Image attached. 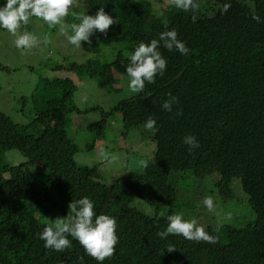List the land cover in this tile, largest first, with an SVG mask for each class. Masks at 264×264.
Returning a JSON list of instances; mask_svg holds the SVG:
<instances>
[{
	"label": "trees",
	"instance_id": "1",
	"mask_svg": "<svg viewBox=\"0 0 264 264\" xmlns=\"http://www.w3.org/2000/svg\"><path fill=\"white\" fill-rule=\"evenodd\" d=\"M197 2L195 13L170 6L159 17L153 15L148 0L79 3L93 15L104 7L119 22L102 36L108 43L123 44L129 54L141 42L150 43L173 29L190 50L181 55L160 42L158 50L167 61L164 75L113 107L121 112L125 131L144 126L150 116L156 120L153 155L147 167L132 177L137 196L160 209L176 200L172 173L190 172L197 178L215 173V188L228 201L231 182L237 178L255 215L253 224L207 228L210 235L218 236L215 244L178 235L161 239L157 233L166 230L171 213L146 215L99 181L96 166L76 165L78 147L65 128L67 115L79 112L73 103L76 85L68 78L56 79L49 83L58 85L60 94L43 102L31 125L15 124L0 112V264H81L80 257L83 264H98L70 236V247L56 252L46 249L37 235L51 225L36 219L35 212L48 204L71 216L68 204L84 197L94 203L97 215H109L117 222L119 242L112 258L102 264H264V0ZM5 3L0 0V7ZM225 4L230 7L222 13ZM253 14L262 22L253 20ZM129 57L118 54L108 64L88 60L65 68L112 88L114 74L128 77ZM169 94L178 98L171 112L162 108ZM186 135L195 136L200 145L191 153L182 143ZM10 150L39 162L42 175L7 177L15 166L2 163V156ZM169 247L176 251L167 252Z\"/></svg>",
	"mask_w": 264,
	"mask_h": 264
},
{
	"label": "rangeland",
	"instance_id": "2",
	"mask_svg": "<svg viewBox=\"0 0 264 264\" xmlns=\"http://www.w3.org/2000/svg\"><path fill=\"white\" fill-rule=\"evenodd\" d=\"M148 1L153 15L157 17L170 7L167 0ZM79 2L80 0H74L68 21L64 22L66 25L79 23L73 13L94 16ZM26 30L38 38V47L18 50L13 44L15 37L5 29L0 30V66L7 68H0V112L15 124L24 127L31 125L35 112L42 107L43 102L57 97L61 92L58 85L49 82L71 79L76 85L73 103L79 112L67 115L65 128L78 147L74 156L77 166H96L99 181L148 216L156 213L180 214L186 221L197 220L198 225L205 230L224 224L238 228L253 224L255 215L239 180H232V197L223 201L214 185L218 179L215 173L197 178L190 172H174L170 183L176 188L177 197L171 205L155 209L143 202L131 182L132 177L143 170L141 161H147L153 155L155 144L151 138L152 133L144 126L125 131L121 112L113 109L119 101L135 95L128 88L130 78L114 74L116 82L110 88L98 78H89L82 72H72L65 68L72 63L84 64L88 60L108 64L118 54L128 57L130 54L125 51V46L108 43L103 39L102 33L94 32L90 37L91 44L81 42L80 50L67 42V35L72 34L70 28L62 32L59 25L49 27L36 18L32 19ZM45 36L48 42H45ZM57 66L63 69L57 70ZM31 130L35 132L28 129ZM101 152L106 153L107 158H103ZM2 163L15 166L7 173V177L29 172L42 175L39 162L25 158L17 150L6 151L2 156ZM206 197H212L214 211H209L204 206ZM66 216L62 210L48 204L34 213L36 219L48 224L49 220Z\"/></svg>",
	"mask_w": 264,
	"mask_h": 264
},
{
	"label": "clouds",
	"instance_id": "3",
	"mask_svg": "<svg viewBox=\"0 0 264 264\" xmlns=\"http://www.w3.org/2000/svg\"><path fill=\"white\" fill-rule=\"evenodd\" d=\"M167 3L184 12L195 13L199 10L197 0H167ZM73 6L74 0H6L4 6L0 7V28L15 37L13 44L16 49H33L38 47L40 41L26 28L32 19L36 18L45 22L49 27L59 25L62 32L70 28L72 34L67 35V42L81 50V42L91 44L90 37L94 32L106 34L110 26L119 23L105 13L104 7H100L94 16L73 13L79 23L66 25L64 20ZM229 7V4H225L221 10L222 13L227 12ZM197 18V15H192L193 22ZM252 19L257 23L262 22L260 16L256 14H253ZM163 23L167 27V21L165 20ZM21 29L25 30L21 32ZM177 36L174 29L163 31L159 34V39H152L147 44L141 42L130 54V62L126 67V73L130 78L128 84L130 93L143 92L146 84L155 83L157 75L161 77L164 75L167 61L158 50L161 46L160 42H163V47L168 51L176 50L181 55H188L189 48L184 42L178 40ZM45 42H48L47 36H45ZM176 103H178V98L169 94V99L164 101L162 108L171 112L173 104ZM176 115H182V112H177ZM144 128L155 135L156 120L150 116ZM182 143L188 146L190 153L200 147L193 135H186ZM101 156L107 158L106 153L101 152ZM141 164L147 167L146 161H141ZM203 203L209 211H214L215 205L212 197H206ZM68 210L73 215L57 217L54 220L48 219L51 226H45L43 231L37 234L39 239L44 242V247L56 252H63L71 245V240L68 238L70 236L72 240L80 244L85 254L96 260L98 264H102L105 259H111L115 253V246L119 242L115 218L106 214L97 215L94 203L88 197L77 201L72 200L68 204ZM167 220L166 230L157 233L161 239H165L169 235H178L196 243L215 244L218 241V236L210 235L203 226L198 225L195 219L186 221L182 215L177 214L168 216ZM217 231H219L218 228ZM173 251H176L173 247L167 249L169 253ZM79 259L83 264V257Z\"/></svg>",
	"mask_w": 264,
	"mask_h": 264
}]
</instances>
